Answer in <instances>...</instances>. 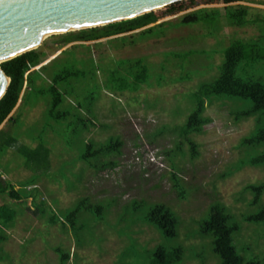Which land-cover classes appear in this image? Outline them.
Masks as SVG:
<instances>
[{"label":"rangeland","instance_id":"374dc122","mask_svg":"<svg viewBox=\"0 0 264 264\" xmlns=\"http://www.w3.org/2000/svg\"><path fill=\"white\" fill-rule=\"evenodd\" d=\"M203 1L197 0L200 4L194 9L217 7L223 14L224 4L204 5ZM237 4L251 7L249 18L264 15V0H245ZM183 14L159 20L157 23L167 20L171 23L165 25L161 35L142 39L136 31L125 43L119 39L74 43L76 47L72 52L76 59L86 63L92 59L99 66L94 80H89L91 84L104 82L103 71L113 61L143 57L152 74V87L142 86L135 93L113 95L101 90L89 109L86 105L79 112L72 109L73 115L92 120L94 126L83 131L79 138L67 131L69 146L48 127L44 134L47 167H26L13 148L6 151L0 158L2 179L18 190L20 183L35 178L34 185L22 191L30 192L34 188L36 191L34 198L23 201L0 195V204H7L17 212L12 226L4 229L7 239L1 243L3 260L0 264H61V254L68 255L64 264H148L151 252L158 245L184 247L186 255L182 264H220L212 253L210 239L197 234L199 222L208 217L209 207L214 202L224 205L240 225V231L233 234V244L241 264L264 257V222L241 220L242 215L255 213L264 205V193L257 205L250 206L252 195L243 191L248 184L264 182V166H246L222 177L240 160L264 149L262 146L254 151L240 146L241 138L254 130L255 122L254 118L236 122L233 112L249 107L250 103L240 99L208 103L204 115L211 123L204 127L203 133L190 136L198 145L199 154L195 159H191L189 146L176 130L193 109L189 95L201 83L218 75L225 48L234 40H255L262 29L256 25L231 26L223 15L218 19V26L214 24L211 28L204 24L181 26L178 22ZM54 36H45L39 46L46 52L43 64L61 56ZM190 51L194 54L187 58L172 55ZM76 67L84 69L79 61ZM252 75L264 83V63L254 66ZM157 76L162 77L160 86ZM181 77L189 78L176 81ZM45 79V84L50 82L48 76ZM85 89L84 83L76 84L74 94L67 98L64 107L82 102ZM46 101L40 99L33 107L15 110L14 120L0 127L11 135H18L17 146H37L38 140L34 137L45 123ZM16 117L21 125L19 122L17 125ZM72 121L73 118H69L61 128L50 124L56 131H63ZM112 137L121 140L120 153L91 160L92 164L105 165L103 168H92L78 160L85 141L99 144ZM178 146L181 149L174 155L164 154ZM155 157L160 160L155 162ZM172 173L179 177L184 198L178 196ZM85 196L92 202L109 205V209L105 220L97 223L88 213H80L79 219L90 220L86 229L93 228V240L90 232L85 231L84 244L76 246L69 227L61 221L51 223L50 218L74 207L76 201ZM132 201L143 204L136 211L131 209L125 222L120 221ZM158 203L167 205L178 215L180 225L176 238H164L153 226L140 221L149 207ZM35 205L41 211L39 217L31 212ZM134 220L138 221L130 224ZM131 243L136 245L129 246ZM199 254L203 262L196 257Z\"/></svg>","mask_w":264,"mask_h":264},{"label":"trees","instance_id":"16d2710c","mask_svg":"<svg viewBox=\"0 0 264 264\" xmlns=\"http://www.w3.org/2000/svg\"><path fill=\"white\" fill-rule=\"evenodd\" d=\"M243 1L245 0L203 1L204 5L224 4V12L221 14L220 9L217 7L194 9L200 4L197 0H184L129 20L67 32L57 36L52 35L57 37L55 44L61 50V56L45 64L43 63L46 60V52L39 47L11 60L2 62L0 67L10 81L5 94L0 99V127L3 123H9L14 120L12 113L15 110H20L23 107H33L40 99L47 100V109L43 128L34 137V139L38 140L35 148H29L24 145L17 146L18 135H11L0 128V158L9 148H13L24 160L26 167H47L48 150L45 147L44 134L48 127L62 136L69 146V141L66 138L67 131H71L73 136L79 138L83 131H87L90 126H94L92 120L84 119L79 114L73 115L72 109L79 112L83 105H86L89 109L98 98L101 90L113 95L123 92L135 93L142 86L152 87L150 81L152 74L143 57L122 58L113 61L112 65L103 71L104 82L101 84L93 82L91 84L89 80H94L99 66L92 59L88 63L84 60L76 59L72 52L76 47L74 43L97 42L103 39L107 42L119 39L122 43H125L131 37L129 35L136 31H139V37L142 39L161 35L164 32L163 28L165 25H170L171 23L169 20L157 22L165 17L182 12L184 14L179 17L178 22V25L181 26L204 24L211 28L214 24L218 26V19L223 15L231 26L245 27L247 25H256L259 29H262V34L255 40L232 41L223 52V61L218 66V75L208 82L201 83L189 95L193 109L188 114L184 123L176 127V130L182 140L189 146L191 159H195L199 152L197 143L190 136L203 133L204 127L211 123V119L206 117L204 113L208 103L212 100L231 101L233 99H240L248 101L250 103L249 107L241 110L238 108L233 112V119L236 122L248 118H254L255 122L254 130L241 138L240 146L251 148L254 151L264 146V83L260 81L261 78L255 79L256 77L252 75L253 67L264 63V15L256 14L252 18H249L251 7L237 4ZM69 44L72 45L63 49ZM192 54H194L193 51L183 55H172L187 58ZM78 61L79 64L84 65L85 70L76 67ZM45 76L50 78V82L47 84H45ZM186 78L181 77L176 81H182ZM156 81L157 85L160 86L162 77L157 76ZM80 83H84V88H86L83 92V101H78L74 106L64 107L67 98L72 97L74 94L75 85ZM71 117L73 121L66 125L63 131H56L50 124L53 123L55 126L61 128ZM15 120L18 125V117ZM121 146L122 142L117 137H112L105 143L99 144L91 140L85 141L80 148L78 160L85 162L92 168H103L105 165L92 164L91 160H96L100 156L120 153ZM180 149L181 147L178 146L176 150L165 151L164 154L169 157V155H174ZM154 160L156 162L160 158L155 157ZM246 166H264V149L258 152L255 151L245 159L240 160L222 177L231 175L233 172H237ZM34 180L35 178H32L22 182L18 185V190H14V186L10 182L2 179V173L0 172V195H6L13 201H23L29 197L34 198L35 188L30 192L22 191L26 186L34 185ZM172 180L175 188L179 191V198H184L185 194L181 191L179 177L175 173H172ZM243 191L249 192L252 195L249 205H257L264 193V182L248 184L243 188ZM42 204L40 201V206ZM142 204L143 202L141 201H132V204L125 210V215L120 221L125 222L129 211L131 209L133 211L138 210ZM73 206L59 216L53 215L50 218V222L57 223L61 221L62 225H67L74 237L75 245L82 246L84 244L83 232H90L89 236L93 240V228L90 230L86 229L90 220L84 221L82 218L80 220V213L86 212L90 219L96 223L101 222L105 220L109 205L92 202L89 197L85 196L79 198ZM31 212L36 217H39L41 214L36 205ZM16 217L17 212L14 208L7 204H0V262L3 260L1 243L7 239L4 229L6 230L12 226ZM241 220L247 223L264 222V205L255 213L242 215ZM135 221L138 220H134L130 224H133ZM140 221L145 225L153 226L164 238L173 239L179 234L178 226L180 225V220L178 215L163 203L152 204ZM238 231H240V225L234 216L227 211L224 205L214 202L209 207L208 217L199 222L197 234L202 238L210 239L212 253L219 259L220 264H241V258L233 244V234ZM131 245L136 244L131 243L129 246ZM185 253L184 247L180 245L171 248L158 245L151 252V261L148 264H182L185 260ZM201 255H196V257L200 260ZM67 259L68 255L61 254V264H64ZM200 261L203 262L204 259ZM246 264H264V257L261 260H249Z\"/></svg>","mask_w":264,"mask_h":264},{"label":"water","instance_id":"95a60500","mask_svg":"<svg viewBox=\"0 0 264 264\" xmlns=\"http://www.w3.org/2000/svg\"><path fill=\"white\" fill-rule=\"evenodd\" d=\"M184 0H0V64L37 49L43 36L129 20ZM9 78L0 67V99Z\"/></svg>","mask_w":264,"mask_h":264},{"label":"bare ground","instance_id":"6f19581e","mask_svg":"<svg viewBox=\"0 0 264 264\" xmlns=\"http://www.w3.org/2000/svg\"><path fill=\"white\" fill-rule=\"evenodd\" d=\"M46 36H48V35H46ZM45 38V36H43V39Z\"/></svg>","mask_w":264,"mask_h":264}]
</instances>
